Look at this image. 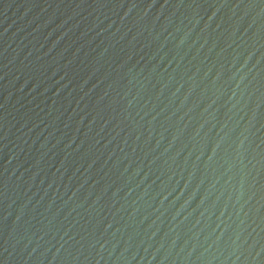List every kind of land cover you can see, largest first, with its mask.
Instances as JSON below:
<instances>
[{"label": "water", "instance_id": "water-1", "mask_svg": "<svg viewBox=\"0 0 264 264\" xmlns=\"http://www.w3.org/2000/svg\"><path fill=\"white\" fill-rule=\"evenodd\" d=\"M0 264H264V0H0Z\"/></svg>", "mask_w": 264, "mask_h": 264}]
</instances>
